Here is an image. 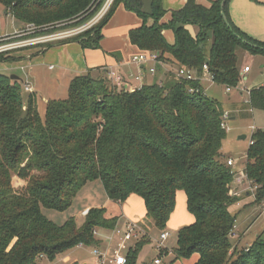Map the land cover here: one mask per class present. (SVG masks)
<instances>
[{"label":"trees","instance_id":"16d2710c","mask_svg":"<svg viewBox=\"0 0 264 264\" xmlns=\"http://www.w3.org/2000/svg\"><path fill=\"white\" fill-rule=\"evenodd\" d=\"M102 1L0 0V5L20 26L79 19L73 27L90 20ZM149 1V11H144L145 0H113L97 25L56 44L78 42L83 49H99L102 28L122 5L142 21L129 31L131 45L198 76L206 65L218 86L237 88L244 53L264 57V43L231 22V0H225L223 8L222 0L209 7L187 0L166 24L160 23L166 13L162 0ZM149 19L153 24L147 26ZM187 25L198 27L194 38ZM164 30L173 32V44L164 38ZM11 60L0 55L2 63ZM23 90L20 81L0 74V264H38L41 258L52 262L79 245L97 248L96 230L113 231L118 217L108 218L104 208L89 209L82 225L70 220L57 226L41 211L67 209L80 189L95 180L113 203L140 197L146 217L140 227L160 233L174 211L176 193H184L193 222L178 230L173 257L165 264L194 256L192 264H264L261 236L239 249L230 238L241 210L230 209L241 197L250 199L245 209L263 210L264 130L251 134L241 173L255 191L232 197V190L242 186H232L236 173L222 161L224 111L204 95L199 81L176 80L169 73L162 83L128 91L88 72L71 80L66 99L46 104L44 121L34 93L24 108ZM247 103L251 110H264V85L249 91ZM243 234L236 233L238 241ZM145 236L129 248L126 264L151 263L137 261Z\"/></svg>","mask_w":264,"mask_h":264},{"label":"rangeland","instance_id":"374dc122","mask_svg":"<svg viewBox=\"0 0 264 264\" xmlns=\"http://www.w3.org/2000/svg\"><path fill=\"white\" fill-rule=\"evenodd\" d=\"M98 1L100 0H97V2ZM106 2L107 0L102 1L101 7L90 20L73 27H71V25L79 19L45 27H34L32 25L20 26V24L12 19L9 14L4 13V9L0 5V35H9L15 31H20V35L22 36L11 40L12 42H18L35 37L49 36L81 27L82 25L89 23V21L94 18ZM58 42L59 41L47 42L1 54L4 58L13 57L14 60L4 63L0 62L2 65L0 68V74L8 77L15 75L22 80L24 85L30 86L29 92L24 90L22 91L24 108L27 106V98L29 94L34 93L36 95V107L42 121H44L45 118L46 104L51 100L66 99L71 80L75 77L73 76L71 79L69 73L62 71V67L57 64V58L63 57V55L58 56L57 54L58 48H56L57 46H55V44ZM49 44L53 45L49 48L45 47ZM43 48H45V51H43ZM20 55H28L29 59L19 58L21 57ZM248 64L252 69L251 73L248 75L250 78L247 81L241 80L237 88L231 89L229 95L224 92L223 88L215 87L204 92L205 96L214 99L221 104L224 113L229 112L228 114H234V118L231 119L229 115L228 120L226 121L227 130L225 131L226 135L221 147V155L223 162H226L227 158H231L235 161L237 168L240 169H242L245 164V153L249 146L251 134L255 130H264V110H251L247 103V90H249L252 83L251 76L257 71L255 67L256 65H254L251 60L248 61ZM50 66H52L51 69H49ZM240 90L243 92V96L241 97L238 95ZM252 127L255 129L254 131L252 130ZM240 136H245L246 139L239 140L238 138ZM249 203L250 199L241 197L240 203L230 209L232 213H237L238 209H241L235 224L236 229H240L241 233L248 229L242 237V240L238 241L237 238L231 239L233 245L237 246V249L248 246V244L253 242L255 236L261 235V239L264 241L263 210H257V215L254 214L252 217H249L247 215L255 209H245L244 205ZM87 207H89V209L104 208L107 210L108 214L111 213L114 216L120 215L121 213L120 207L113 204V202L109 200L103 184L99 180L91 181L85 184L77 193L71 205L67 209L61 211L42 208L41 211L50 222L57 226H62L70 220L77 226H80L85 219V217L81 214V211ZM122 207V210L124 209L125 219H130L128 218V215L140 219L141 217L139 216H141V211L144 212L143 200L135 195L130 196L123 203ZM144 217L145 215H143L141 220H143ZM137 219L135 220L138 221ZM192 219L193 217L189 214L186 207L184 193L182 191L177 192L175 198V208L165 228V231L169 234V236L163 243V248L159 249V251H164L163 253H165L162 259L159 258L161 260V264L168 263L170 259H172L173 254L171 250L176 246L177 232L180 228L191 224ZM150 228L151 227H147V229L144 230L146 232L145 237L147 243L143 246L142 251L138 255V258L141 261L152 260L155 257L157 258V254L159 252L156 248V243L159 241L160 231L153 228L150 234ZM95 236L97 240L100 241V247L98 249L103 254L107 253L110 256L116 246L113 231L100 228L96 230ZM133 244H135V242L130 243V246L132 247ZM94 251V247L76 246L58 255L52 262L48 261L46 258H41L37 263L74 264V262H76L75 264H95L96 260ZM191 260V258L188 260L182 259L177 261L175 264H190Z\"/></svg>","mask_w":264,"mask_h":264},{"label":"crops","instance_id":"0c3cea01","mask_svg":"<svg viewBox=\"0 0 264 264\" xmlns=\"http://www.w3.org/2000/svg\"><path fill=\"white\" fill-rule=\"evenodd\" d=\"M186 1L187 0H162V7L166 13L160 20V23H168L171 19V13L183 8V6L186 4ZM213 1L216 0H195L197 4L204 7H209L211 2ZM149 4L150 1L145 0L144 11H149ZM228 14L231 22L242 33H244L255 41L264 43V0H231L228 5ZM152 24L153 21L149 19L147 22V26H150ZM141 25L142 21L133 12L127 11L122 5H120L115 10L114 14L109 19L107 24L102 28V39L99 43L100 49H83L78 42L63 45L55 44V46H57L56 48H58V56L63 55V57L57 58V64L62 67V71H66L67 73H69L71 79L73 78V76H83L86 75L88 72H90L92 76L107 78V72L114 71L117 75L122 78V81L125 82V84H127L128 87H130L132 90L139 89L144 85H150L154 82L162 83L164 82L167 74L174 73L177 70V67L175 65L171 64L170 62L167 64L145 63L138 65L133 61V58L139 55L142 51L130 44L128 34L129 31L139 28ZM185 29L193 38L198 34L199 31L197 26L192 25L185 26ZM162 34L169 44L174 43V35L171 30H164ZM43 51H45V48H43ZM19 58H25L28 60L29 56L26 55L21 56ZM248 58L253 62L254 65H256L255 67L257 71L251 76L252 83L250 85L249 90H247V95L252 88L264 85L263 56H252L247 53H244L242 55V80L247 81L250 78L248 75L252 71L250 65L248 64ZM1 67L2 65L0 64V68ZM245 67H249V71L247 73L243 72V69ZM51 68L52 66L49 67V69ZM150 68L155 69L153 75L149 72ZM20 82L22 83V80ZM201 85L204 92L208 91L209 89L211 90V88L214 87L223 88L224 92L228 95L231 92V90L227 92L225 87L218 86L214 83H209L206 81L201 83ZM238 95L240 97L243 96V92L240 90L238 92ZM229 115L231 119L234 118V114ZM113 204L120 207V215L114 216L111 213H109L111 214L109 215L106 210V216L108 218L118 217V224L116 227H123L128 222H135L139 224L146 222V217L141 220L143 215H145V208L144 212L141 211L140 213V219L128 215V218L131 219L130 220L125 219L124 209L122 210L123 203ZM88 210L89 207L85 208L83 211H81V214L85 217L86 214L84 213H87ZM257 213V209H253V211H251V213L247 216L252 217L254 214L257 215ZM135 219H137L138 221H136ZM192 222L193 219L191 223ZM152 229L153 227L150 228V234ZM245 232L242 233L245 234ZM236 233L239 235L241 233L240 229H236ZM256 237L257 236H255L254 239ZM99 247L100 245L97 248ZM155 258L148 261H141L138 258V262H152ZM191 259L192 260L190 264H192L196 260V257L194 256Z\"/></svg>","mask_w":264,"mask_h":264},{"label":"built area","instance_id":"2783aa9c","mask_svg":"<svg viewBox=\"0 0 264 264\" xmlns=\"http://www.w3.org/2000/svg\"><path fill=\"white\" fill-rule=\"evenodd\" d=\"M112 0H107L101 10L94 16V18L89 21V23L82 25L81 27H77L74 29H70L67 31H63L60 33H56L53 35H47L44 37H35L29 40H23L18 42H12L11 40L14 38H18L20 35V31H15L9 35L0 36V55L5 54L6 52H11L14 50H19L22 48H26L29 46H35L47 42H55L70 39L72 37L78 36L85 31L91 29L93 26L97 25L100 20L105 16L106 12L108 11L109 5ZM134 63L136 64H145V63H153L158 64V54L156 53H149V52H141L139 55L133 58ZM203 74L198 76L196 72L193 70H189L187 68H179L177 69L173 75L176 80L182 81H199V83H203L204 81L213 83L211 75L208 73V68L206 65H203ZM249 71V67H245L243 69L244 73ZM149 72L153 75L155 72L154 68H150ZM107 78L111 82V84L118 89H125L128 91H134L130 87H128L125 82L122 81V78L117 75L114 71L107 72ZM24 91L29 92L30 88L28 85H24ZM231 88H226V91L229 92ZM192 92V90L190 91ZM229 114L224 113L222 116V123L221 128L226 131V121L228 120ZM252 130L254 131L255 129ZM226 165L231 168L232 174L236 173L235 179L232 183L234 187H241L235 188L232 190L230 195L232 197H240L242 193L249 191L251 194L254 193L255 188L250 185V183L246 180L244 175H242V169L237 168L235 165V161L233 159H227ZM263 213H264V205H263ZM86 214V213H84ZM236 227L233 228L230 238H236ZM114 238L116 241V246L112 251V254L109 256L107 253L103 254L98 248H95L94 256L96 260V264H126V253L129 250L130 243L139 241L143 236L146 235L145 231L140 227L139 223L135 222H128L123 227H115L113 230ZM169 234L166 231H163L159 235V241L156 243V248L159 249L163 248V243L167 240ZM83 245H79L82 247ZM148 264H161V260L155 258L151 263Z\"/></svg>","mask_w":264,"mask_h":264},{"label":"water","instance_id":"95a60500","mask_svg":"<svg viewBox=\"0 0 264 264\" xmlns=\"http://www.w3.org/2000/svg\"><path fill=\"white\" fill-rule=\"evenodd\" d=\"M224 4H225V0H222V3H221V7H222V8H223ZM221 16H222L223 19L225 20V18H224V14H223V13H221ZM225 22H226V20H225ZM9 78H10L11 80L21 81L20 78L17 77V76H15V75H11V76H9ZM238 139H239V140H245L246 137H245V136H240Z\"/></svg>","mask_w":264,"mask_h":264}]
</instances>
